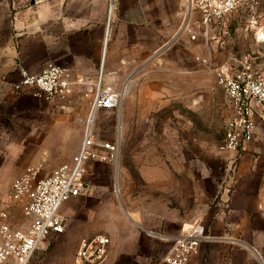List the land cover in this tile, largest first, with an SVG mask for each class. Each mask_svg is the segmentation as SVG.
Here are the masks:
<instances>
[{"label":"crops","instance_id":"obj_1","mask_svg":"<svg viewBox=\"0 0 264 264\" xmlns=\"http://www.w3.org/2000/svg\"><path fill=\"white\" fill-rule=\"evenodd\" d=\"M189 11L190 0H0V226L28 231L31 219L23 203L11 198L13 184L31 167L39 169L41 179L72 163L100 80L103 87L120 89L136 75L119 108L96 114L98 139L119 146L114 123L119 113L128 123L147 101L152 113L154 100L160 102L174 85L201 90L208 75L201 59H220L204 31L195 40L183 31ZM196 17L193 12L189 23ZM52 63L66 67L75 80L69 96L47 100L32 89L14 92L21 69L38 73ZM173 77L176 84L169 81ZM255 120L245 149L221 152L219 147L218 163L210 172L204 169L209 194L201 199L193 183L192 212L174 226L167 212L138 204L132 180L112 179L115 156L96 147L100 156L88 162L87 191L62 205L65 230L50 233L30 264H76L81 239L100 234L110 238L100 264H167L161 258L172 239L195 221L206 236L195 256L199 263L264 264V107L257 108ZM160 167L168 183L170 169ZM185 167L180 174L184 182ZM155 177L149 174L146 182Z\"/></svg>","mask_w":264,"mask_h":264},{"label":"built area","instance_id":"obj_2","mask_svg":"<svg viewBox=\"0 0 264 264\" xmlns=\"http://www.w3.org/2000/svg\"><path fill=\"white\" fill-rule=\"evenodd\" d=\"M257 6L258 0H190L188 21L183 31L189 32L190 38L195 40L196 29L200 28L209 41L218 48H224L230 37V16L238 12L254 20ZM193 12H197L198 17L189 23ZM217 74L218 84L232 112L225 126L220 151L239 152L253 139L256 110L264 107V75L254 71L247 56L227 67L217 68ZM135 80L136 75H131L120 89L115 84L103 87L101 80L98 82L85 119L84 139L71 164L62 165L41 179L38 178L39 169L31 167L23 177L15 180L11 198L23 203L24 213L31 223L26 232L14 231L7 224H1L0 264L9 259H14L17 264H30L35 253L45 248L50 233H62L65 230L61 207L71 198L87 191L88 162L100 156L96 147L110 150L112 156L117 155L120 149L119 144L98 139L96 114L101 109L119 108ZM74 81L66 67L52 63L38 73L21 69L20 79L13 83V90L20 94L25 89H32L34 96L51 100L69 96ZM81 81V78L76 79V82ZM5 216L2 214V217ZM204 239V227L195 221L172 239L171 247L161 260L167 264H201L195 256ZM109 245L110 238L104 234L83 237L75 254V263H102L107 258Z\"/></svg>","mask_w":264,"mask_h":264},{"label":"rangeland","instance_id":"obj_3","mask_svg":"<svg viewBox=\"0 0 264 264\" xmlns=\"http://www.w3.org/2000/svg\"><path fill=\"white\" fill-rule=\"evenodd\" d=\"M255 17L252 20L238 12L230 16L232 23L228 28L230 37L227 44L213 50L220 61L201 59L208 74L202 80L201 90H182L174 85V88L163 92L160 102L154 100L152 113L148 106L151 103L147 101L146 107L143 104L137 106L128 123L122 113H119V118L115 117L121 142L115 155L112 179L132 180L129 186L140 201L138 204L159 213L167 212L171 226L192 212L194 184L199 185L201 199L209 194L206 173L218 163V150L224 141L225 126L230 116L228 101L218 84L217 68L227 67L247 56L254 71L264 75V0H258ZM196 31L198 33L200 28ZM170 79V82H176L174 77ZM149 165L155 169L144 170ZM160 165L170 169L167 171L170 173L168 183L163 175L166 171H158ZM184 165L185 182L180 176ZM149 174L158 175L155 182H146ZM162 175L164 184H161Z\"/></svg>","mask_w":264,"mask_h":264}]
</instances>
